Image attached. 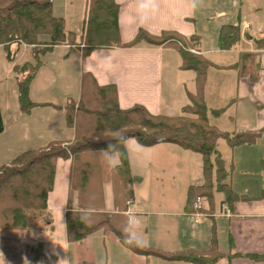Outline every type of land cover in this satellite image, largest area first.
<instances>
[{
	"label": "crops",
	"instance_id": "0c3cea01",
	"mask_svg": "<svg viewBox=\"0 0 264 264\" xmlns=\"http://www.w3.org/2000/svg\"><path fill=\"white\" fill-rule=\"evenodd\" d=\"M114 1L119 7L121 43L133 40L140 30L153 36L175 31L190 38L189 49L212 64L206 71L203 91L207 108L209 111L224 108L218 117L208 114L210 124L224 133L248 137L231 146L223 138L218 140L217 159L223 174L220 182L227 185L228 195L216 188L215 177L211 200L201 196L199 208L189 211H186L188 189L203 182L202 156L170 142L144 147L134 138H128L124 146L130 174L139 182L132 184L134 199L130 206L120 212L126 217V232L142 245L166 253L213 251L222 255L217 264H264V48L256 47V40L264 36V11L261 12L264 0ZM140 2L155 5L148 10L142 25L135 10ZM73 3L74 0H54L52 12L64 20L66 32L79 34L86 22L88 0H82L79 20L77 14L71 15ZM248 6L250 13L246 10ZM260 13L262 16L258 17ZM236 23L241 26L240 42L230 49H220L222 26ZM82 47L83 43L70 52L69 45L62 43L46 53L45 57L52 60L57 48L63 50L57 69L42 62L31 81L32 100L42 105L34 107L29 114L20 112L17 90L16 100L10 104L8 122L0 102L4 131L7 126L12 134L9 145L0 143V158L9 148L24 152L49 142L72 140L74 130L66 123L65 111L57 106L64 107L69 98H79L85 73L91 74L98 85H114L121 109L141 105L152 115L182 114V107L189 104L186 93L195 91L196 73L192 69H180L182 58L172 44L141 41L132 47H97L85 57ZM28 51L31 52L30 48ZM248 52L256 60L255 73L238 69L242 54ZM11 65L8 72L12 71L14 65ZM57 75L64 78L59 86L65 91L72 83L69 79L72 76L71 90L76 92L68 91L71 95L63 96L66 100L62 105L52 101L54 88L47 89ZM4 80L11 82L9 89L13 96L16 87L13 80L9 77ZM35 93L52 97L35 100ZM19 125L24 126L22 130L26 133L16 130ZM20 143H24L23 149H17ZM10 159L13 157H8L5 163ZM217 159L214 160L216 172ZM107 163L111 169L117 166V154H108ZM70 172L71 159H57L53 187L46 200L48 220L43 227L31 230L34 231L31 243H20L19 249H15L13 256L19 253L15 260L20 264H50L52 260L62 264H193L137 254L124 247L112 231L102 229L92 232L82 242L68 243L65 211ZM102 192L103 210L116 213L111 182L102 185ZM76 202L74 196V206ZM0 264L4 263L0 260Z\"/></svg>",
	"mask_w": 264,
	"mask_h": 264
},
{
	"label": "trees",
	"instance_id": "16d2710c",
	"mask_svg": "<svg viewBox=\"0 0 264 264\" xmlns=\"http://www.w3.org/2000/svg\"><path fill=\"white\" fill-rule=\"evenodd\" d=\"M53 1L0 0V45L4 48L6 60L13 63L21 45L31 47L34 59V63L25 62L12 68L22 114L27 115L34 107L42 105L30 99V84L42 65L40 57L62 43L69 45L70 52L83 43L81 51L84 57L97 47H132L141 41L153 45L172 44L182 58L180 69L195 71L196 92L187 93L189 104L182 107V114L173 117L152 115L141 105L121 109L116 87L112 84L98 85L91 74L85 73L79 98H69L64 107L57 106L65 111L66 123L74 130L73 139L50 142L41 148L24 151L0 165V229L33 230L43 227L48 220L46 200L53 187L56 161L59 158L71 159L65 211L68 243L82 242L92 232L102 229L112 231L124 247L137 254L185 260L193 264H217L222 255L213 251L166 253L142 245L126 232V217L120 214L128 206L127 202L133 200L132 184L138 181L130 174L124 146L128 138H134L143 146L170 142L202 156L203 182L198 187H189L186 211L193 209L198 197L211 200L215 177L216 188L227 193V185L220 182L223 174L217 159V142L223 138L231 146L246 141L248 137L245 134L224 133L209 122L208 114L218 117L224 109L209 111L204 100L206 71L212 64L200 54L191 52L188 46L190 38L175 31L153 36L140 30L133 40L121 43L117 20L119 7L114 0H88L87 18L81 33L66 32L64 20L52 12ZM39 36L46 38L40 41ZM240 40L241 26L238 23L222 26L219 32L220 49H230ZM39 43H43L44 48L37 49ZM11 45H15L13 51ZM256 47L264 48V36L256 40ZM238 69L257 71L252 53L242 54ZM187 115L196 118L191 119ZM3 130L0 110V133ZM110 153H116L119 159V164L112 169L107 163ZM215 159L219 165L217 172L214 170ZM13 178L20 182L9 186L8 192L2 190ZM106 182H111L113 187L116 213L103 210L102 185ZM74 196L77 201L75 206Z\"/></svg>",
	"mask_w": 264,
	"mask_h": 264
},
{
	"label": "rangeland",
	"instance_id": "374dc122",
	"mask_svg": "<svg viewBox=\"0 0 264 264\" xmlns=\"http://www.w3.org/2000/svg\"><path fill=\"white\" fill-rule=\"evenodd\" d=\"M61 2H66V1H61ZM243 3H244V0H243ZM81 4H82V0H74L73 5L71 6V15L72 14H77V20L80 19V17L78 15L80 14V11H81V8H80V5ZM246 10H247L248 13H250L251 7L250 6L246 7ZM263 11L264 10H262L261 12H263ZM261 14L262 13H260V15H257V16L258 17L259 16H262ZM45 38H46V36H39V40L40 41L41 40H44ZM14 48H15V45H11L10 46L11 51H13ZM28 48H30V50H31V47L30 46H27L26 47L25 45H21L18 48V51L16 53V57H15V59L13 61V65H16L18 63H20L19 65H21V64H23L25 62L34 63L33 56L31 54V52L28 51ZM42 48H44L43 43H39V46L37 47V49H42ZM60 52H63V50L60 49V48H57L56 51H54V53H53L54 55L52 57V60H49V57L48 56L45 57L46 56V54H45V55H43V56L40 57L41 58V61L43 63L47 64L48 65V68L51 66L52 68H56L57 69L58 68V65H59V62H60ZM193 53H197V52H193ZM5 55H6V53L4 51V48L0 45V102L2 104L3 109L5 110L4 119H5L6 122H8V117H9V114H10V104L12 102L14 103L15 100H16V90H17V96H18V87H17L16 78L14 77V72L13 71L8 72L10 66L12 67V65H11V63H9L6 60ZM211 66H209V67H211ZM43 70H45V68L42 69L41 72ZM5 77L11 78L13 80L15 86H16L15 87V90L13 92V96L10 93V89H9L11 82L8 81V80H7L8 82L5 81L4 80ZM55 77H56L55 80L53 81V83L51 84V86L49 88H47V89L50 91L51 89L54 88V92L53 93L55 94V96L53 98L55 100H52V101H53V103L62 105L63 104V100L64 101L66 100L63 97L64 95H71L70 93H72V94L76 93L75 91H72L71 90V88L74 86V83L72 81L73 78H72V76L69 78L71 80V82H72V83H69L70 84V86L68 88V91L70 92L69 93L68 91L63 90L61 88V86H59V82L61 81L63 83V79L64 78L61 75L60 76L57 75ZM176 79H178V77ZM30 89L31 88H29V96H30V99L32 100L33 98H32V95H30ZM195 92H196V87H195L194 93ZM51 97L52 96H48L45 93H41V94H36L35 93V95H34V99L35 100H38V99H40V100H43V99H51ZM73 97H75V96H73ZM92 100L93 99L91 98V101ZM17 104L19 106L18 100H17ZM0 110H1V108H0ZM19 110H20V106H19ZM187 116L190 117L191 119L192 118L193 119L196 118L193 115H187ZM22 129H24V126L23 125H19V126L16 127V130L17 131L26 133V131L25 130H22ZM1 134L2 133H0V135ZM11 140H12L11 129L10 128H7V126H6L5 131L3 132V135L0 137V143H3L6 146V145H9V143L11 142ZM23 144L24 143L18 144L19 146H18L17 149H23L22 148L23 147L22 146ZM141 146H143V145H141ZM152 146H154V145H152ZM144 147H151V146H144ZM9 150H10L9 152H6L0 158V165H3L6 162V159L8 157L15 158L17 155H19L20 153H22V150H21V152H17V150L16 149H13V148H9ZM186 150H188V149H186ZM188 151H191V150H188ZM191 152H194V151H191ZM194 153H197V152H194ZM111 154H116V153H111ZM126 154H127V152H126ZM11 160L12 159H10L9 161H11ZM90 181H91V179H90ZM18 182H20L19 179L17 180L16 178H13V179L10 180L9 184L5 185L2 188V190L5 189L8 192L9 186H12V185L13 186H16L18 184ZM136 182H139V181H136ZM92 187H93V184H92ZM109 188L110 189L108 191L110 192V198H112L111 187L109 186ZM108 191L106 190V194L108 193ZM0 198H2V194L0 195ZM133 199H134V192H133ZM33 230H36V229H33ZM33 232L34 231H31V230H10V229H6V230L4 229L3 230V229H0V254H2V256H0V260L4 264H20V262L18 260H15L16 256L19 255V253L16 252V254L14 256H13V253H14L15 249H19L18 247H20L19 246L20 243H31L32 242V238H33V235H34ZM57 232H58V227H57ZM5 242H7L6 245H5ZM9 258H12V259L11 260H7ZM56 258H58V257L56 256ZM49 262H50V264H62L60 262H55L54 260H52V262L51 261H49ZM34 264H36V262H34ZM40 264H45V263H40Z\"/></svg>",
	"mask_w": 264,
	"mask_h": 264
},
{
	"label": "clouds",
	"instance_id": "9594fccd",
	"mask_svg": "<svg viewBox=\"0 0 264 264\" xmlns=\"http://www.w3.org/2000/svg\"><path fill=\"white\" fill-rule=\"evenodd\" d=\"M154 7H155L154 4L143 3V2H140L136 5L135 10L138 14L139 23L141 25L144 23L145 19L147 18L148 14H149L148 10H150ZM0 256H2V254H0Z\"/></svg>",
	"mask_w": 264,
	"mask_h": 264
},
{
	"label": "built area",
	"instance_id": "2783aa9c",
	"mask_svg": "<svg viewBox=\"0 0 264 264\" xmlns=\"http://www.w3.org/2000/svg\"><path fill=\"white\" fill-rule=\"evenodd\" d=\"M201 199H202L201 197H198V198L196 199V201H195L194 204H193V208H194V209L199 208V204H200L199 202L201 201ZM130 203H131V202H127V205L130 206ZM223 209H224L225 212H228V209H227L226 207H223ZM127 210H128V209H127Z\"/></svg>",
	"mask_w": 264,
	"mask_h": 264
}]
</instances>
